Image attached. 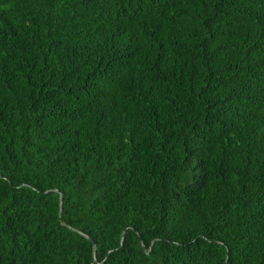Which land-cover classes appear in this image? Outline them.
I'll return each instance as SVG.
<instances>
[{
    "label": "trees",
    "instance_id": "1",
    "mask_svg": "<svg viewBox=\"0 0 264 264\" xmlns=\"http://www.w3.org/2000/svg\"><path fill=\"white\" fill-rule=\"evenodd\" d=\"M0 264H264V0H0Z\"/></svg>",
    "mask_w": 264,
    "mask_h": 264
}]
</instances>
